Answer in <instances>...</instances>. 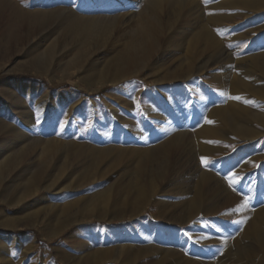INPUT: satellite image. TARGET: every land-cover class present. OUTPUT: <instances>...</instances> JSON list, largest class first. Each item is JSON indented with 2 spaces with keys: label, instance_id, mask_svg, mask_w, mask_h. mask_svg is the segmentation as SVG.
<instances>
[{
  "label": "bare ground",
  "instance_id": "bare-ground-1",
  "mask_svg": "<svg viewBox=\"0 0 264 264\" xmlns=\"http://www.w3.org/2000/svg\"><path fill=\"white\" fill-rule=\"evenodd\" d=\"M206 2L150 0L148 10L138 11L135 20L137 29L125 43L119 56L118 69L106 82L119 85L146 68L147 81L153 83V92L161 107L156 106L153 100L145 99L146 117L142 123L130 119L114 107V130L106 126L105 117H96L90 125V143L76 140L74 130H64L61 127L62 131H57L52 125L33 123V118L11 124L14 128L0 129V188L8 186L9 181H20L11 191L8 201L10 206L17 207L19 211L16 216L1 212L0 222L3 225L16 226L17 220L25 215L31 216L30 212L40 204L41 212L35 214L47 217L48 220H58L59 227L51 233L58 235L67 226L79 225L80 222L76 216L72 220L67 217L58 219L57 210L64 212L74 208L82 215L91 216V213L101 211L107 204L112 203L115 192L121 196L120 200H130V206L143 207L153 203L160 207L162 196L167 194L166 188L181 178L185 188L181 190L182 198L174 202L179 211L171 213L169 220L181 224L192 221L194 226H198L202 222L200 218H228L230 210L234 212L230 229L234 230L233 226L238 224L240 226L234 236L223 237L222 240L224 244L228 242L236 246L232 248L236 251L229 252L230 246L227 244V248L223 246L213 256L215 261L206 263L227 264L228 259H244L248 264H264V148L246 158L240 167L231 172L228 169L234 160L245 155L246 151H238L240 153L236 154L232 149L231 153L227 152L232 148L230 143L236 146L255 144V149L264 144V84L258 83L259 76L264 80V51L251 55L247 68L256 75H252L250 79L238 73H232L229 78L218 75L220 72L211 74L219 85L217 92L227 98L223 107H206L208 98L201 93L199 85L202 80L197 79L204 70L213 66L218 69L223 67V70L240 67L236 63L232 67L227 65L235 59L232 52L224 47V34L248 24L238 22L240 17L248 18L254 24L245 31L246 37L250 38L257 32L264 34V0ZM45 3L49 7L44 10L17 9L15 14L17 17L30 19L38 17L42 12H54L60 15V29L85 32L88 27L101 20L100 18H106V15L97 14L116 12L126 4L138 7L142 0H45ZM87 13L89 15H85ZM93 13L96 15H90ZM231 37L232 35L229 40ZM259 43L264 44V39L260 38ZM177 50L185 52V55L183 61L173 68L167 63L172 53ZM175 81L179 83L171 85ZM125 86H118L119 104L125 109L128 108L125 105L132 104V111L143 107L138 95L140 86L129 87L130 89ZM194 93H198V96L195 97ZM241 97L249 103H255V107L250 108L246 103L239 102L238 98ZM162 107H167L172 117L164 113ZM192 108L196 110V114L204 111V114L207 113L212 118L209 117L210 123L200 125L190 133L186 125L187 115ZM78 130L83 137L82 129ZM213 141L223 145L214 144ZM123 142H138L141 145L122 148ZM215 155L227 158V161H222L219 165L221 174L207 167L209 159L205 158ZM180 156L186 157L183 167L191 159L199 160L193 166L189 165L185 170H180ZM67 169L70 172H67L65 179H70L79 171L81 174L77 182L82 180L86 185L94 182L97 177H105L110 170V174L114 176L121 175V180L115 186L104 185L103 189L85 198L79 197L61 204L60 194L63 192L59 178ZM245 172L250 180L245 181L244 175L237 176ZM232 184L241 185L242 190L248 189L250 195L245 197L239 194ZM80 185L76 188H80ZM71 189L68 193L72 195L75 188ZM40 191H45V194L40 196ZM129 192H133L130 197L126 196ZM31 196L35 198L32 200ZM27 211L30 212L25 213ZM124 211L121 208L117 214H123ZM157 229L173 233L176 230L175 227L169 228L166 225ZM211 229L216 227L211 226ZM196 233L198 232L194 230L192 234ZM201 235L197 239L201 243H208L207 236ZM163 251L170 255L176 252L169 248H164ZM117 255L119 261L116 263L141 264L137 252L129 246L120 245ZM97 260L98 254L93 253L81 264ZM190 261L185 255L179 264H189ZM157 264L176 263L161 261Z\"/></svg>",
  "mask_w": 264,
  "mask_h": 264
},
{
  "label": "rangeland",
  "instance_id": "rangeland-1",
  "mask_svg": "<svg viewBox=\"0 0 264 264\" xmlns=\"http://www.w3.org/2000/svg\"><path fill=\"white\" fill-rule=\"evenodd\" d=\"M217 1L220 0H210L212 3ZM203 2L207 3L206 0H202ZM68 4L72 6L70 3ZM149 5L150 0H142L138 7L126 4L116 12L97 14L106 15V18H100L101 20L92 24L85 32H80L60 29L58 25L61 19L60 15L54 12L50 14L42 12L38 17L30 19L16 16L17 9L22 11L46 9L49 6L46 5L45 0H0V129L14 128L13 125L33 118V123L40 125L42 122L52 125L51 127L57 131H62L61 127H64V130H74L76 140L90 143V125L96 117H105L107 119L106 126L114 130V124L112 125L115 122L114 107L128 115L130 119L142 123L146 117L145 99L153 100L156 106L161 107L157 101V95L153 92V83L147 81L146 68L141 69V72L139 71L135 77L127 79L126 82L119 85L108 84L106 80L118 69L119 56L125 43L137 29L135 20L138 17V11L148 10ZM90 15H96V13ZM238 19V22H247L248 24L224 34V47L232 52L235 59L228 62L227 65L232 67L236 63L240 67L223 70V67L218 69L213 66L204 70L202 77L198 76L197 78L202 80L199 87L202 95L208 98L206 103L208 109L223 107L227 100L226 96L217 92L219 85L213 79L214 76H211L212 73L220 72L218 75L228 78L232 73H238L246 79L256 75L254 71L247 68V65L252 54L264 51V44L259 43L260 38L264 39V34L257 32L250 38L246 37L245 31H248L254 24L248 18L240 17ZM230 35H232L231 40H229ZM184 55L185 52L180 50L173 52L169 57L170 64H167L175 68L183 61ZM27 76H35L43 80H34ZM258 79L260 85L264 84V80L260 76ZM177 83L179 82L175 81L171 85ZM120 85H126L125 87L128 89L140 86L138 95L143 102V107L132 111L133 105L128 104L124 107H128L130 110L123 108L118 99V94H120L118 86ZM189 95L190 93L188 97ZM193 95L197 97L198 93ZM238 101L246 103L250 108L255 107V103H249L243 97L238 98ZM162 108L164 113L172 117V113L167 107ZM195 112L196 110L192 108L187 115L186 129L190 133H193L200 125L208 124L211 121L209 118L211 116L207 113L204 114V111L198 114ZM195 115L197 118H194ZM6 123H8L7 126ZM79 128L84 133L83 137L79 135ZM212 143L223 145L221 142L213 141ZM231 144L232 148L227 151L228 153L234 149L236 154L240 153L238 151H246V154L234 160V165L230 166L228 172L240 167L246 158L264 148L263 143L258 149L253 148L255 144L252 146ZM138 145L141 144L123 142L121 147L135 148ZM223 155L205 158L209 159L208 166H206L221 174L222 170L219 165L222 161H227L226 156ZM177 157L179 158V155ZM181 160L182 165L183 161H186V157L180 156L179 161ZM198 160L199 158L191 159L189 164L187 163L188 165L184 167L182 165L179 169L185 170L187 166H193ZM262 170H264V166ZM67 172H70L69 169L63 171L59 178V181L62 182L60 188L63 192L60 194L61 204L75 198H85L107 185L115 186L121 180V175L114 176L110 174V170V173L105 177H97L94 182L86 185V182L83 183L82 180L77 182V178L81 174L79 171L70 179H65ZM242 175H244L245 181L250 180L247 172L237 176ZM18 182L20 183L19 180L9 181V185L6 186L8 188H0V213L5 212L9 216L17 215L18 208L10 206L8 201L12 195L11 191L19 185ZM77 185L81 187L76 188ZM232 185L239 194L245 197L250 195L248 189H241V185ZM248 186H250L249 183ZM96 187L97 189H95ZM184 188L185 184L181 178L169 185L166 188L167 194L162 196L161 208L153 203L143 207L130 206V200H120L121 196L115 192L112 196L113 202L107 204L103 210L91 213V216L89 214L82 215L74 208L64 212L57 210L58 219L67 217L72 220L76 216L79 217L78 221L80 222L79 225L67 226L58 235L51 234L54 229L59 227L58 220H48L47 217L35 214L41 212L42 205L39 204L40 208L37 205L31 212H25H30L32 215L27 217L25 215L22 219L17 220L16 226H6L0 222V264H81L83 260H88L93 253L98 254V260L89 264H131L116 263L119 261L117 252L120 245H126L135 250L141 264H157L161 261L179 264L182 256L185 255L191 260L189 264L213 262L215 261L213 256L220 252L223 246L224 248L228 247L229 243L224 244L223 237L231 238L235 231L240 230V226L238 224L233 226L234 230L230 229L234 213L230 210L228 218L216 216L206 219L199 217L202 222L198 226H194L192 221L181 224L169 220L171 213L179 211V207H175L174 202L182 198L181 190ZM70 189L74 191L72 195L68 193ZM40 193L42 196L45 191H40ZM132 194L133 192H129L126 196L130 197ZM34 198V196L30 197L32 200ZM121 208L125 209L124 213L117 214ZM30 222L32 224H28ZM164 225L169 228L175 227V232L157 229ZM211 226L216 229H211ZM194 230L198 233L192 234ZM200 234L206 235L209 242L201 243L197 239ZM229 246L231 249H228L229 252L236 251L232 249L236 246L230 244ZM164 248L174 249L176 252L174 255L166 254L163 251ZM246 262L247 260L244 259L241 261L228 259L226 263L245 264Z\"/></svg>",
  "mask_w": 264,
  "mask_h": 264
},
{
  "label": "trees",
  "instance_id": "trees-1",
  "mask_svg": "<svg viewBox=\"0 0 264 264\" xmlns=\"http://www.w3.org/2000/svg\"><path fill=\"white\" fill-rule=\"evenodd\" d=\"M27 77L32 78V79H34V80H43L42 78L35 77V76H27Z\"/></svg>",
  "mask_w": 264,
  "mask_h": 264
},
{
  "label": "snow or ice",
  "instance_id": "snow-or-ice-1",
  "mask_svg": "<svg viewBox=\"0 0 264 264\" xmlns=\"http://www.w3.org/2000/svg\"><path fill=\"white\" fill-rule=\"evenodd\" d=\"M202 160H203V158H202Z\"/></svg>",
  "mask_w": 264,
  "mask_h": 264
}]
</instances>
